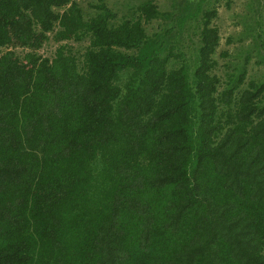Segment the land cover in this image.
I'll use <instances>...</instances> for the list:
<instances>
[{"label":"trees","instance_id":"obj_1","mask_svg":"<svg viewBox=\"0 0 264 264\" xmlns=\"http://www.w3.org/2000/svg\"><path fill=\"white\" fill-rule=\"evenodd\" d=\"M221 1L0 0V264H264V0L219 49Z\"/></svg>","mask_w":264,"mask_h":264},{"label":"rangeland","instance_id":"obj_2","mask_svg":"<svg viewBox=\"0 0 264 264\" xmlns=\"http://www.w3.org/2000/svg\"><path fill=\"white\" fill-rule=\"evenodd\" d=\"M83 5H86L88 1L92 0H81ZM116 4L117 1L119 0H108ZM232 4L230 7H226L224 2H220V7H219V14L218 17L214 20V22L220 27L221 31V45L220 48L224 47H229L231 48V45H226L225 40L226 36L229 35L233 30L236 32H239L243 28V20H241V15L246 13L248 11V3L249 0H232ZM159 2H169V0H159ZM263 15H264V10H263ZM248 23V20L246 21ZM247 38L246 40H248ZM249 42V41H247ZM61 43H57L52 39V33L50 34V37L47 41H45L42 45V47L38 50V54L49 57L52 56V53L54 50L58 47V45ZM74 46H76L75 42H72ZM15 51L17 52L18 55L21 57L24 56L26 52H29V48H21V47H16ZM255 53V52H253ZM256 54V53H255ZM255 58H253L251 61H254ZM253 67L252 71L257 70L259 73L261 71H264V67L262 65H250ZM251 68V67H250Z\"/></svg>","mask_w":264,"mask_h":264}]
</instances>
